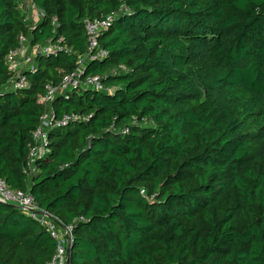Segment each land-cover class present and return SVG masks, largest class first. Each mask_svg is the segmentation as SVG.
I'll list each match as a JSON object with an SVG mask.
<instances>
[{"label":"trees","instance_id":"16d2710c","mask_svg":"<svg viewBox=\"0 0 264 264\" xmlns=\"http://www.w3.org/2000/svg\"><path fill=\"white\" fill-rule=\"evenodd\" d=\"M20 1L0 0V179L73 226L69 264H264V0H29L45 12L32 28ZM112 13L84 76L114 92L56 97L71 119L29 178L46 87L76 70L85 21ZM21 36L66 50L9 92ZM56 246L0 202V264H48Z\"/></svg>","mask_w":264,"mask_h":264},{"label":"built area","instance_id":"2783aa9c","mask_svg":"<svg viewBox=\"0 0 264 264\" xmlns=\"http://www.w3.org/2000/svg\"><path fill=\"white\" fill-rule=\"evenodd\" d=\"M19 8L25 15L27 25L31 17L38 19V23L45 18V12L29 0H21ZM118 15V13H112L94 20H86V51L78 57L76 70L71 74L65 75L60 85H48L46 87V92L42 98L45 104V112L40 118L38 127L33 132V146L31 147L29 158L24 168V172L28 174L29 178L37 172L38 160L45 157L48 152L49 131L57 126L67 125L71 119V117L66 116L61 121L56 120L55 110L53 109V103L56 97L80 87L99 92H114L113 87H107L105 85L102 76L85 77L84 71L89 62L104 60L108 57V52L100 44V35L112 26ZM27 40V37L21 36L20 47L17 50L10 51L6 57V64L14 74L12 80L7 85L6 90L9 92H16L29 87L25 74L27 71L32 73L36 71L35 61L38 55L55 56L62 50H66L62 46L63 39L59 38L56 42L50 41L43 45L33 46L34 55L32 56L28 53L29 46H25ZM128 72L129 70L125 66H119L112 70V75L116 76ZM84 120L88 121L89 118H84ZM0 202L19 207L26 215L46 227V230L57 244L56 252L48 264H66L67 250L71 248L74 242L72 225H63L53 214L38 206L30 191L11 189L3 179H0Z\"/></svg>","mask_w":264,"mask_h":264},{"label":"rangeland","instance_id":"374dc122","mask_svg":"<svg viewBox=\"0 0 264 264\" xmlns=\"http://www.w3.org/2000/svg\"><path fill=\"white\" fill-rule=\"evenodd\" d=\"M38 23V19H36V18H34V17H31L30 18V20H29V22H28V25L30 26V27H32V26H34V25H36ZM25 46H29L28 47V53H29V55H34V47L33 46H31V43H30V40L28 39L26 42H25Z\"/></svg>","mask_w":264,"mask_h":264},{"label":"water","instance_id":"95a60500","mask_svg":"<svg viewBox=\"0 0 264 264\" xmlns=\"http://www.w3.org/2000/svg\"><path fill=\"white\" fill-rule=\"evenodd\" d=\"M11 206H14V205H11ZM14 207L19 208V207H17V206H14ZM70 255H71V249L69 248V249L67 250L66 264H69Z\"/></svg>","mask_w":264,"mask_h":264}]
</instances>
